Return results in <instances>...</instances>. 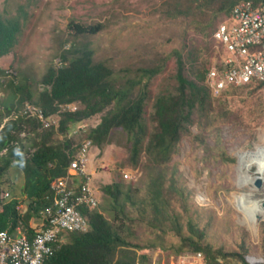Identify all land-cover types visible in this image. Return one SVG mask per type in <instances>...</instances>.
Segmentation results:
<instances>
[{
  "label": "trees",
  "instance_id": "16d2710c",
  "mask_svg": "<svg viewBox=\"0 0 264 264\" xmlns=\"http://www.w3.org/2000/svg\"><path fill=\"white\" fill-rule=\"evenodd\" d=\"M214 1L172 0L169 18L197 17ZM217 1L212 13L229 15L240 0ZM20 22L0 13V58L17 43ZM103 26L101 22L71 20L68 29L73 38L61 42L57 63L50 61L38 80L24 70L9 79L6 69L0 67V230L14 231L23 225L30 236L33 234L30 222L53 203L52 188L57 184L53 181L60 177L67 180L71 158L82 142L73 139V133L98 116L84 138L100 148L117 139L127 152L125 163L141 168L145 179L142 185L124 179L104 184L97 207H79L89 228L69 231L42 264H150L148 249H172L190 257L202 252L205 264H250L245 242L239 250L231 251L204 241L207 228L192 216L197 211L188 206L189 193L173 158L184 137L192 136L197 144H205L212 131L219 133V125L248 120L250 113L259 119L257 124H264V96L257 93L264 88V81L230 86L216 95L207 83L211 65H206L207 60L199 61L196 51L200 49L191 53L184 45L172 49L176 71L155 94L150 83L165 63L116 70L97 57L90 39ZM209 27H213V18L200 30L207 35ZM188 30L187 25L186 36ZM251 85L255 87L244 97V88ZM27 102L41 107L46 116L53 115L58 124L44 128L35 117L14 116ZM13 164L24 178L19 186L12 185L14 181L7 176ZM7 183L11 196L5 199L1 192ZM177 203L182 210H176ZM21 204L26 205L24 210ZM143 226L153 228L154 240L136 241ZM168 235L177 241L168 240ZM258 247L264 256V221L260 223Z\"/></svg>",
  "mask_w": 264,
  "mask_h": 264
},
{
  "label": "rangeland",
  "instance_id": "374dc122",
  "mask_svg": "<svg viewBox=\"0 0 264 264\" xmlns=\"http://www.w3.org/2000/svg\"><path fill=\"white\" fill-rule=\"evenodd\" d=\"M171 1L0 0V13L21 21L17 43L0 58V67L6 69L9 79L12 75L17 78L18 72L24 70L28 76L38 80L50 61L57 63V50L61 42L73 38L70 34L72 31L68 29L71 20L101 22L104 24L102 30L90 39L97 57L108 61L116 70L127 66L165 63L161 73L150 83V89L156 94L176 71V57L171 55L172 49H181L184 45L191 53L195 48L200 49L196 51L199 61L207 60L206 65L211 67L223 55L222 46L214 39L213 33L228 15L224 12L212 13L218 1L211 4V10L207 7L197 17L177 20L168 15ZM209 18H213V27H209L206 30L209 34L205 35L200 27ZM187 25L189 30L186 36ZM254 87L244 88L243 96ZM257 91L264 96L263 87ZM2 95L0 92V105ZM247 119H235L233 123L219 125V133L212 131L205 144L198 141V145L191 140L192 136L184 137L173 163H176L181 172V181L188 190V203L191 204L188 206L196 208L197 212L192 216L197 217L201 227L207 228L204 241L231 251L239 250V245L245 242L250 249L247 257H258L263 256L258 245L264 215L258 214L263 206L256 210L253 203L259 201L262 204L264 199V124H257L259 119L251 113ZM97 121L98 116L92 117L87 122L88 126ZM88 126L85 129L75 127L77 130L73 133V139L80 142ZM193 131L198 132L196 126ZM126 155L124 145L119 144L117 139L103 148L93 145L88 168L91 185L100 202L104 184L124 179L129 184L142 185L145 172L125 163ZM125 173L128 177L124 176ZM7 176L17 186L24 179L14 166ZM256 176L262 177L261 186L254 184ZM20 207L24 210L26 205L21 204ZM176 210H182L179 203ZM105 215L110 217L108 213ZM152 230L143 226L137 231L136 241L145 243L154 240ZM166 238L177 241L169 235ZM65 240L64 236L63 242ZM147 252L151 258L150 264H194L193 257L174 253L172 249H148Z\"/></svg>",
  "mask_w": 264,
  "mask_h": 264
},
{
  "label": "built area",
  "instance_id": "2783aa9c",
  "mask_svg": "<svg viewBox=\"0 0 264 264\" xmlns=\"http://www.w3.org/2000/svg\"><path fill=\"white\" fill-rule=\"evenodd\" d=\"M213 37L224 51L207 73V83L214 94L219 95L230 86L264 81V0L238 1ZM88 145L89 142L83 145L72 167L85 170ZM58 194L54 205L43 212L45 227L33 236L25 231L18 235L0 231V264H42L54 253L62 232L87 229L88 221L79 205L97 204L92 188L85 183L79 192L62 188ZM191 257L194 264H205L202 252ZM247 259L250 264H264V256Z\"/></svg>",
  "mask_w": 264,
  "mask_h": 264
},
{
  "label": "clouds",
  "instance_id": "9594fccd",
  "mask_svg": "<svg viewBox=\"0 0 264 264\" xmlns=\"http://www.w3.org/2000/svg\"><path fill=\"white\" fill-rule=\"evenodd\" d=\"M14 116H18V115H23L25 117H35L36 119H38L41 123H42V126L44 128H48L49 126L51 125H57V121L55 120L54 116L51 115V116H46L43 109L37 105H34L32 103H26L17 113H14L13 114ZM86 126H82L80 127L81 129H85ZM89 142V145H88V149H87V164H86V167H85V170H81L80 168H74L72 167V162L74 160H78L79 157H80V152H81V149L83 147V145L85 143ZM93 147V143L90 139L88 138H83L82 139V142L81 144L77 147L76 151L74 152L72 158H71V161H70V164L68 166V174L66 175V178L67 180H62L61 181V177L60 178H56L53 183H57L52 189H53V198H52V204L47 206V207H50V206H53L54 203L58 200L59 198V194H58V190L62 189V188H65L67 190L71 189V190H74L75 192H79L82 188L83 185H85V183H87L93 190L94 194H95V190L93 189L92 185H91V173L89 172V168H88V164H89V157H90V152H91V149ZM12 166H14L15 168H17V166L15 164H13ZM11 166V167H12ZM10 167V168H11ZM10 170V169H9ZM125 177H128V175L125 173L124 174ZM75 178H77V181H75ZM10 179L12 180V178L10 177ZM14 180H12L13 182ZM10 182V183H12ZM8 185L9 183L6 184V189H3L2 192H1V197L2 198H9L11 195H10V190L7 189L8 188ZM12 185H16L15 184V181H14V184ZM17 186V185H16ZM96 198H97V204L95 206H91V207H97L99 205V199H98V196L95 194ZM87 206H90V205H87ZM45 207L42 211H41V217H38L40 219V224L38 227H32L34 228V232L31 236H33L37 230L43 228V226L45 227V225L43 224L44 221H45V218H44V214L43 212L46 210ZM80 207V205H79ZM21 208V207H20ZM79 211L81 212L80 208H79ZM81 214L83 216H85L82 212ZM86 217V216H85ZM87 221H88V218L86 217ZM31 224V222H30ZM89 228V221H88V227L87 229ZM85 229V230H87ZM3 230H8L11 234L13 235H18L20 234L21 231H25L29 237L30 234L29 232L23 227V225H18L16 227V229L14 231H10L9 229H3ZM1 231V230H0ZM69 231H72V230H68V231H65V232H62L59 236V240L57 242V245L60 246L61 243L63 242V239H64V236L66 235V233H68ZM78 231H84V230H78ZM58 246L56 247L55 251L57 250ZM54 251V252H55ZM49 258V257H48Z\"/></svg>",
  "mask_w": 264,
  "mask_h": 264
},
{
  "label": "water",
  "instance_id": "95a60500",
  "mask_svg": "<svg viewBox=\"0 0 264 264\" xmlns=\"http://www.w3.org/2000/svg\"><path fill=\"white\" fill-rule=\"evenodd\" d=\"M254 184L257 185V186H261L262 185V177L261 176H256L255 177ZM261 205L264 208V200L262 201V204Z\"/></svg>",
  "mask_w": 264,
  "mask_h": 264
},
{
  "label": "bare ground",
  "instance_id": "6f19581e",
  "mask_svg": "<svg viewBox=\"0 0 264 264\" xmlns=\"http://www.w3.org/2000/svg\"><path fill=\"white\" fill-rule=\"evenodd\" d=\"M263 172V171H262ZM257 200V199H256ZM264 200V199H263ZM254 206L256 207V210L261 206L260 202L259 201H255L254 203ZM259 215H264V208L262 209L261 207V212H258Z\"/></svg>",
  "mask_w": 264,
  "mask_h": 264
},
{
  "label": "crops",
  "instance_id": "0c3cea01",
  "mask_svg": "<svg viewBox=\"0 0 264 264\" xmlns=\"http://www.w3.org/2000/svg\"><path fill=\"white\" fill-rule=\"evenodd\" d=\"M38 220H39V221H38ZM39 222H40V219H39V218H35V219H33V220L31 221V225H32L33 227H36L38 224H40Z\"/></svg>",
  "mask_w": 264,
  "mask_h": 264
}]
</instances>
